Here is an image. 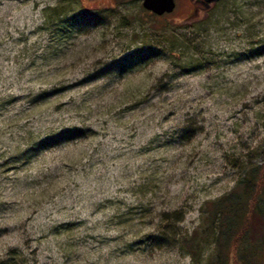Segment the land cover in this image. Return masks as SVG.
I'll return each mask as SVG.
<instances>
[{
	"label": "rangeland",
	"instance_id": "obj_1",
	"mask_svg": "<svg viewBox=\"0 0 264 264\" xmlns=\"http://www.w3.org/2000/svg\"><path fill=\"white\" fill-rule=\"evenodd\" d=\"M211 5L0 0V264L219 255L210 203L264 160V0Z\"/></svg>",
	"mask_w": 264,
	"mask_h": 264
},
{
	"label": "trees",
	"instance_id": "obj_2",
	"mask_svg": "<svg viewBox=\"0 0 264 264\" xmlns=\"http://www.w3.org/2000/svg\"><path fill=\"white\" fill-rule=\"evenodd\" d=\"M96 14V13H95ZM152 15V14H151ZM165 15V14H164ZM157 16V17H162ZM96 21L99 23L100 15ZM155 16V15H154ZM94 20V21H95ZM168 41V40H166ZM146 53L153 52L147 49ZM155 53V52H153ZM264 160L259 166L252 165L244 171L237 185L217 201L211 202L208 219L214 221V228L218 230L219 255L208 264H264V237L248 244L243 240L249 232L250 224L264 225V206L260 203L264 196ZM261 204V205H260ZM242 241V242H241ZM241 242L242 245H239ZM189 243V250L193 254L198 245Z\"/></svg>",
	"mask_w": 264,
	"mask_h": 264
},
{
	"label": "water",
	"instance_id": "obj_3",
	"mask_svg": "<svg viewBox=\"0 0 264 264\" xmlns=\"http://www.w3.org/2000/svg\"><path fill=\"white\" fill-rule=\"evenodd\" d=\"M142 8H145L153 15H164L175 9V0H140ZM219 0H198L205 9L211 8V4Z\"/></svg>",
	"mask_w": 264,
	"mask_h": 264
}]
</instances>
